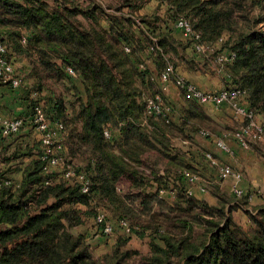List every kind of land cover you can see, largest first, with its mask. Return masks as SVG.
Segmentation results:
<instances>
[{"label": "trees", "instance_id": "1", "mask_svg": "<svg viewBox=\"0 0 264 264\" xmlns=\"http://www.w3.org/2000/svg\"><path fill=\"white\" fill-rule=\"evenodd\" d=\"M148 1L0 0L2 56L24 81L13 88L0 79V89L20 92L26 109L15 117L24 119L18 134L3 136L0 125V264H264V202L203 180L193 158L175 149L191 132L224 135L183 91L186 109L175 120L162 79L170 65L175 83L180 64L197 71L214 56L218 68L208 69L226 72V87L243 90L247 108L264 119V0H159L142 14ZM181 19L191 25L189 38L177 27ZM198 42L212 49L199 54ZM223 53L235 56L220 62ZM157 96L170 111H150ZM37 106L63 125V163L87 176V192L57 180L58 168L45 172L39 138L11 152L25 129L34 132ZM247 122L231 132L236 140ZM263 142L249 147L264 157ZM208 153L215 159L211 152L203 159L212 164ZM194 185L217 203L191 194ZM107 223L113 232L105 233ZM94 234L107 251L96 253ZM134 238L147 247H130Z\"/></svg>", "mask_w": 264, "mask_h": 264}, {"label": "crops", "instance_id": "2", "mask_svg": "<svg viewBox=\"0 0 264 264\" xmlns=\"http://www.w3.org/2000/svg\"><path fill=\"white\" fill-rule=\"evenodd\" d=\"M159 5V0H149L140 12L142 14H152ZM161 7L163 8L162 11H164V6ZM176 35L178 38H182L181 34L176 33ZM201 68L202 70L190 71L188 67L184 65V67L181 68V72L183 71L181 75L200 89L208 92L222 90L230 81L226 72L221 70L213 72L208 68ZM163 90L176 108L175 120L178 121L183 116L186 109V103L182 92L172 81H164ZM20 94V92H15L9 87H2L0 89V104L6 107L0 112L1 118H15L16 116L22 115L26 110L25 102L21 100ZM201 108L204 114L213 123L218 125L220 128L219 132L222 133L218 135H224L222 140H224L225 144L232 150V152H226L217 144L219 138L217 135L205 138L197 133L192 134V132V139L190 140L183 141L181 139H176L174 142L175 149L177 151L187 152L188 156L193 158L191 163L199 169L200 173L203 174V180L207 179L213 183L219 184L223 191L231 195L234 194L236 188L241 189L245 194H250L251 202L254 205L262 204L264 202V157L254 147L245 148L240 145L231 133L239 127L243 118L236 115L234 110L228 105L217 106L208 102L201 105ZM22 134L24 137L18 139L12 144L11 152L16 148L20 149L22 146L28 144L31 148V146H33L32 141L40 137L37 131L33 132L30 129H25ZM205 152H211L215 157V159H213L217 161L218 165L214 163H212L214 164L212 165L205 161L202 156ZM223 165H229L234 170L239 171L242 174L241 178L238 179L235 176H230L225 179L220 178V168ZM17 177H19V174H17ZM189 191L196 197L207 200L210 204L217 203V199L212 193L206 189L202 190L201 185H194L189 188ZM238 215L244 221H247L244 212L240 211L238 212ZM86 229L88 228H85L84 231H86ZM98 240L100 242L99 245H97L98 249L105 248L106 241L100 239V236L98 235L93 237L92 243H98Z\"/></svg>", "mask_w": 264, "mask_h": 264}, {"label": "built area", "instance_id": "3", "mask_svg": "<svg viewBox=\"0 0 264 264\" xmlns=\"http://www.w3.org/2000/svg\"><path fill=\"white\" fill-rule=\"evenodd\" d=\"M177 27L182 31L185 38H189L192 35V28L188 20H179L177 22ZM196 37L198 38L199 36ZM195 48L199 54L207 53L208 50L212 49L211 45L202 42L196 43ZM4 52V45L0 43V79L5 83L11 84L13 88H19L24 83L23 78L19 75L16 65L2 56ZM234 56L235 55L233 53H223L220 55L218 61L223 62L229 58H233ZM69 71L70 73L74 74L73 69L69 68ZM174 71V67L170 65L167 71L162 75L163 81H168L170 79V75L174 73ZM175 84L178 86L179 90L183 91L185 96L189 99L197 100L202 104L210 102L217 106L228 105L234 110L236 115L248 120L247 124H244L242 127H240V131L235 135L238 142L243 147L249 148V141L263 139L264 119H262V117L256 116L247 108L244 102L245 93L243 90L235 87H225L222 90L216 92H208L200 89L195 84L188 82L180 75L176 76ZM148 107L150 111H155L158 113L164 112V108L166 112L170 111L169 106L163 107L162 99L159 96H157V98H150L148 101ZM0 125L2 135L10 137L18 134L22 130V127L24 126V119L20 117L14 119H4L0 117ZM31 127H33L34 132L37 131L40 135V147L42 148L43 152L42 159L48 161V164L45 166V172L48 173L51 172L52 168H58L59 173L57 180L62 179L71 183H79L81 184L82 191L87 192L89 183L87 176L84 173H77L72 168V166L65 165L63 163V157L65 155V149L61 136L63 125L61 123L52 125L48 119V116L44 112V109L41 106H37L32 118ZM105 134L106 136H109L108 131H105ZM217 144L226 152H232V150L225 144L222 138H218ZM208 157L212 159L214 164L218 165L217 161L214 160L210 154H208ZM186 176L192 182L197 180V177L192 174L186 173ZM230 176H235L236 178L240 179L242 174L239 171L234 170L229 165L221 166L220 178L225 179ZM4 183L10 184L12 181L6 180ZM234 193L240 196L244 192L241 189L236 188ZM103 219L104 214H100L97 220L101 222ZM122 225L124 226L125 231L129 232V228H127L126 223L122 222ZM104 231L105 233L113 232V225L111 223H107Z\"/></svg>", "mask_w": 264, "mask_h": 264}, {"label": "rangeland", "instance_id": "4", "mask_svg": "<svg viewBox=\"0 0 264 264\" xmlns=\"http://www.w3.org/2000/svg\"><path fill=\"white\" fill-rule=\"evenodd\" d=\"M207 62H208V66H206L205 67V65H203L202 67L203 68H205V69H207V68H209V66L211 67L212 66V68L213 69H217L218 68V66H217V64L215 63V57L214 56H209L208 57V59H207ZM184 67V64H180L179 65V74L181 75L182 74V72H181V68H183ZM202 70V69H201ZM212 72V71H211ZM182 76V75H181ZM69 86V85H68ZM68 86H65V89H64V93L66 94V97H67V100L68 101H74V97H73V95H72V92L68 89ZM259 145H261V146H263L264 147V145H262V144H259ZM27 146V145H26ZM23 150H27V147L26 148H22ZM238 217H240L239 215H238ZM93 237H96V235H93V236H90V238H89V240L92 242V240H93ZM99 240H98V243H93L95 246H97V245H99ZM130 247H132V248H139V249H145L147 246H146V244L144 243V241H142V240H139V239H132V241H131V244H130ZM108 249V244H107V241H106V247L105 248H99L97 251H96V253L97 254H100V253H103L104 251H107V249Z\"/></svg>", "mask_w": 264, "mask_h": 264}]
</instances>
